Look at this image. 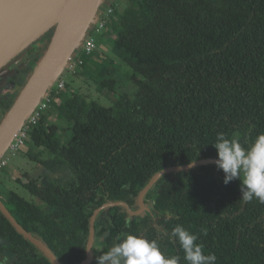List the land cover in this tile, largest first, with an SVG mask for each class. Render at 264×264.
<instances>
[{
  "label": "trees",
  "instance_id": "1",
  "mask_svg": "<svg viewBox=\"0 0 264 264\" xmlns=\"http://www.w3.org/2000/svg\"><path fill=\"white\" fill-rule=\"evenodd\" d=\"M107 8L111 12L103 19L116 34L114 50L130 66L136 89L118 93L113 71L96 73L97 88L110 101L104 106L65 84L55 97L61 98L60 121L45 127L43 115L28 136L27 156L66 178L64 185L24 184L54 208L52 214L6 194L12 214L48 247L57 239L66 247L77 230L87 233V205L133 204L159 170L217 158L212 144L218 133L245 147L264 133V0H111ZM81 58L79 70H88ZM62 122L72 132L63 140L56 136ZM223 177L215 165H201L168 173L151 188L147 198L155 200L153 209L161 212L159 223L168 232L167 244L158 243L166 258L177 256L178 264H186L179 242L169 238L179 224L198 235L197 243L205 254L216 255V264H264V204L245 203L240 181L225 185ZM123 217L112 215L113 237ZM1 239L14 264L46 258L30 253L34 246L0 213ZM66 250L58 259L82 261L80 250Z\"/></svg>",
  "mask_w": 264,
  "mask_h": 264
},
{
  "label": "water",
  "instance_id": "2",
  "mask_svg": "<svg viewBox=\"0 0 264 264\" xmlns=\"http://www.w3.org/2000/svg\"><path fill=\"white\" fill-rule=\"evenodd\" d=\"M87 1V2H85ZM109 0H0V69H7L31 43L52 31L43 53L32 63L26 82L18 91L0 119V160L7 153L15 134L23 127L30 114L49 93L55 90L59 78L67 71L76 50L89 36L93 24L100 21V14ZM72 18L62 25L63 17ZM25 58L21 55L18 62ZM217 158H200L179 166L165 167L154 173L138 192L139 210L132 211L126 203L115 201L104 205L123 206L127 212L138 214L144 207V197L157 180L168 173L186 172L201 165L214 164ZM0 212L23 239L34 245L51 264H61L54 253L31 232L24 229L7 210L0 199ZM97 213L95 211L94 215ZM93 217L90 221L92 236ZM91 254L79 264H88Z\"/></svg>",
  "mask_w": 264,
  "mask_h": 264
},
{
  "label": "flooded vegetation",
  "instance_id": "3",
  "mask_svg": "<svg viewBox=\"0 0 264 264\" xmlns=\"http://www.w3.org/2000/svg\"><path fill=\"white\" fill-rule=\"evenodd\" d=\"M48 32H50V31H48ZM48 32L45 33L43 36H41L36 41H34L33 43H31L27 48H25L23 50V52L21 54H18L17 56H15V59H14L15 62L11 63V65L7 69H4V68L0 69V119L2 117L3 112L5 110H7V108L10 106L11 102L14 100L18 91L22 87L26 77H28V75L32 69V63L34 62V59L35 58L38 59L41 56V54L43 53V50L45 49L46 44L49 40V38L46 36L48 34ZM97 43H96V48H97ZM23 53L25 54V58L18 62V59L21 57V55H23ZM101 54H102V57L106 56V58H104L103 63H101L100 66L98 67L99 68V71L97 73L98 77L106 75L107 70L113 71L115 73L116 72L115 69H117V71H118L119 68H122V66H123L122 63L117 64L119 61V62H124L127 70L128 69L130 70V73H129L127 80H128V83L133 84V82L130 80L131 68L127 64V62H125V60L120 58V56L117 52H115L117 57L111 56V58L107 56V54H109V52L105 53V51H104V52H101ZM98 61H99V58H98ZM93 77L95 78L96 85H97L98 79H96V75ZM121 80L122 79H119V83L124 84L125 82L121 81ZM100 91H105V90H100ZM127 92H129V91H127ZM84 96H86V95H84ZM103 96L105 99H107L106 91H105ZM86 97L89 98L88 96H86ZM90 99L97 101V99H95V98H90ZM60 102H61V99L59 100V103ZM109 105H110V101L106 102L104 106H109ZM47 113L48 112H46V111L43 113V115L45 117V123H44V125H46L45 127H47L48 126L47 124H50L51 121H60V114L55 119V118H49ZM60 124H61V126L57 130L56 136L61 140L65 139L64 136L66 138L70 137L71 133H72L71 130L70 129H66V130L63 129L64 127H68L67 125H69V124H67V123L64 124L63 122ZM28 139H29V137L25 140L24 145L21 147V149L17 152V154L15 156L16 157L19 155L26 156L28 161L31 164L29 166H25V167H23V166L18 167V169H16L13 172L8 170V168H9L8 163L6 164V166L2 169V171L0 173V199L4 203V205L6 206L7 210L11 214L13 213L12 207L6 201V194L9 191L18 194L19 196L23 197L25 200L34 204L43 213L52 214L54 208L49 207L45 201H43L39 196L34 194L29 189H27L24 186V184L33 182L35 185H37L39 187H44L49 183V181L56 180V182H61L64 185L66 182V178L63 177L64 173L51 172V171L47 170L42 164H40L39 162H35L34 160H31L29 158V156H27V150L29 149ZM33 164L38 165L43 170L42 176L39 175L37 177H33L30 172L27 173V172L23 171L24 172V173L22 172L23 177H21V178L16 177V179H15L16 180L15 182H17L19 184V185H17V187H15L11 183L5 182L3 180V176L5 175L6 172L11 174V175L14 174V176H15V175H17V173L20 174L21 173L20 171H22L23 169H27L28 167H30ZM22 178H25V180L22 181L21 180ZM11 185L13 187L12 189L9 188ZM18 189L19 190H21V189L25 190L29 194V197L26 198L25 196L21 195L19 193ZM147 194L145 195L144 200H143L144 207H143V209L140 210V212L138 214L130 215L123 206L107 205L105 207L104 205H106L107 203L110 204L111 202H115V201H111V200H105L103 203H101L97 207H91L90 205H87L86 207L88 209H90V211H91V214L87 220L88 221L87 233L84 235L81 230H77L71 239L70 238L67 239L66 247L62 243V239H57L55 246L49 244L50 247H48V248L54 253V255L57 258L60 257V259H63L65 257L64 252L66 249H67L66 253L67 252L72 253L71 251H79L80 250L82 252V255H83L82 261L86 258L87 252H89L91 254V260L88 264H97V258L100 255H102L103 252H106L113 245L114 242H117L116 238L118 236H120L121 233H128V234H132V235L141 236V237H143L149 241L156 240L158 243L162 242L163 244L166 245L167 244L166 236H167L168 232L166 231V229H164V225L162 223H159V216L161 215V212L155 211L153 209V204H154L155 200L153 198L152 199L147 198ZM137 196H138V194H137ZM137 196L135 197L133 204H130L124 200H118V201L126 203L130 210L136 211V210H139L138 203H137ZM36 200H37V203H40V204H36L35 203ZM95 211H97V213L94 215ZM113 214L125 215V217H123V222H120L119 227L115 228L117 230V232L114 235V237L112 236L111 230H110V228H111L110 226L113 223V221H112L113 220L112 219ZM93 215H94L93 224H92L93 232H92V236L90 238V221H91V218L93 217ZM166 215L168 217L171 216V215L169 216L168 213H166ZM12 216L15 218V220L23 228L25 227L23 225L22 219L21 220L17 219L13 214H12ZM145 217H146V220H144ZM169 238H173V235H171ZM74 240H77V242H78L77 246H76V244H73ZM29 244H31V243H29ZM7 246H8V243L5 240L1 239L0 240V247L2 248V252H0V264H14V261H15L14 257L10 256V253L7 250ZM32 246H34V245H32ZM39 252H40L39 249H37L35 246H34V249L30 251V253H32L34 255H38L41 253V252L40 253ZM60 259H59V261L61 262V264H67L65 261H62ZM80 262L81 261L74 263V264H79ZM40 263L41 264H47L48 263L47 258H45V260H43L40 257Z\"/></svg>",
  "mask_w": 264,
  "mask_h": 264
},
{
  "label": "clouds",
  "instance_id": "4",
  "mask_svg": "<svg viewBox=\"0 0 264 264\" xmlns=\"http://www.w3.org/2000/svg\"><path fill=\"white\" fill-rule=\"evenodd\" d=\"M212 146L217 152L214 164L224 174L223 183L227 185L238 179L242 201L248 203L256 199L264 204V133L245 147L220 132ZM201 231L207 235L206 229ZM172 235L184 252L186 264H216V255L205 254L203 244L197 243V234L178 224L173 228ZM116 241L97 258V264H178L180 259L177 256L166 258L156 240L121 233Z\"/></svg>",
  "mask_w": 264,
  "mask_h": 264
},
{
  "label": "rangeland",
  "instance_id": "5",
  "mask_svg": "<svg viewBox=\"0 0 264 264\" xmlns=\"http://www.w3.org/2000/svg\"><path fill=\"white\" fill-rule=\"evenodd\" d=\"M109 2H111V0H109L104 5L102 13L106 10ZM122 3L119 5L120 7L123 6ZM96 25H97V23L93 24L91 26L90 30H89V33H92L93 36H96V39L100 42V43H97V40H96V43H97L96 50H94L92 52V54L89 55V56H83V53H82V51L79 48L78 50L75 51V53L73 55V58H75V56L83 57V59L86 60L87 64L93 70L97 69L100 66V64L103 63L104 58H106L105 55H104L105 57H102L101 52H104V51L102 50L101 45L105 46L106 44L110 43V48L108 50H106L107 52H109V54H107V56L110 57V58H111V56L117 57L115 52L118 53V51L114 50V47H112V45L114 46V42L112 40L116 37L115 32L108 33L109 32V28H106V27L103 28V29H100L99 30L100 32H96L95 29H94V27H96ZM98 58H99V61H98ZM120 63H122V65H123L122 68H119L118 71H117V69H115L116 72L114 74H116V77L119 78V79H122L121 81H124L125 83L124 84L123 83L122 84L119 83L117 85V87H116V91L118 93H122V91L123 92H127V91L135 90L136 86L133 85L132 83H128V80H127L128 76H129V73H130V70L129 69L127 70V68L125 67L124 62H119L118 61L117 64H120ZM62 78L64 79V81L66 83H68V85L70 86V89H72L73 92H75V93H77L79 95H86L89 98H95V99H97L98 103L101 104V105H105L106 102H109L108 99H105L104 96H103L105 91H100L97 88L95 78L90 76L89 74L87 75V79L85 78L84 80H82V77H77V76L73 75L71 72H65L62 75ZM26 79H27V77H26ZM26 79H25L24 83L26 82ZM24 83H23V85H24ZM60 99L61 98H58L55 102H54V100H52V103L50 104L51 108H49V110L52 111L51 112L52 113L51 114V118H55L56 119V117H58V114H56V108H58L59 105H60V103H59ZM7 163H8V167H9L8 170L11 171V172H13L16 169H18V167H21V166L25 167V166H29L31 164L28 161L27 157L23 156V155H19L17 157L16 156H12V157L9 158ZM23 171L27 172V173L30 172L33 177H37L39 175H41V176L43 175V170L38 165L33 164L30 167H28L27 169H23L22 171H20L21 172L20 174L17 173V175H15V176H14V174L11 175V174L6 172L5 175L3 176V180L5 182H9L13 186L17 187V185H19V184L17 182H15L16 181L15 179H16V177L17 178L18 177L19 178L23 177L22 176L23 175L22 174ZM21 180L24 181L25 178H22ZM12 185L9 187L10 189L13 188ZM18 191H19V193L21 195L25 196L26 198L29 197V194L25 190H23V189L19 190L18 189ZM35 203L36 204H40V203H37V200H36Z\"/></svg>",
  "mask_w": 264,
  "mask_h": 264
},
{
  "label": "built area",
  "instance_id": "6",
  "mask_svg": "<svg viewBox=\"0 0 264 264\" xmlns=\"http://www.w3.org/2000/svg\"><path fill=\"white\" fill-rule=\"evenodd\" d=\"M111 9L106 8V11L100 14V21L97 23L96 27H94L96 32H100V29L106 27L103 16L110 13ZM96 49V39L89 33V36L84 41L83 46L81 47V51L84 55H91L92 52ZM83 60L81 57H75L67 67V71L71 73H76L80 71L79 66L82 64ZM65 81L61 77L56 83L55 90L52 93H49L44 100H42L38 107L30 114L27 121L23 125V127L15 134L11 144L7 149V153L0 160V173L2 169L6 166L10 157L15 156L17 152L24 145L25 140L29 136V131L33 127L38 125L39 119L43 116V113L49 108L52 100L57 96L58 92L65 87Z\"/></svg>",
  "mask_w": 264,
  "mask_h": 264
},
{
  "label": "crops",
  "instance_id": "7",
  "mask_svg": "<svg viewBox=\"0 0 264 264\" xmlns=\"http://www.w3.org/2000/svg\"><path fill=\"white\" fill-rule=\"evenodd\" d=\"M112 33V31H110L109 30V32L108 33ZM98 43H99V41H97ZM112 47H113V45H112ZM101 48H102V50L103 51H105V53L107 52L106 50H108L109 48H110V43H108V44H106L105 46H102L101 45ZM80 50H81V48H80ZM75 57H78V56H75ZM98 71H99V68H97V69H95V70H93V69H91V67L89 66V68H88V70H86V69H82V70H80V71H78L76 74L75 73H72L73 75H75V76H77V77H82V80H84L85 78L87 79V75L89 74L90 76H95V74L96 73H98ZM66 83V82H65ZM66 84H68V83H66ZM70 90H72V89H70ZM57 100V98H54V102ZM52 103V102H51ZM60 104H61V102H60ZM49 108H51V105H50V107ZM49 108L46 110V112H48L47 114H48V116H49V118H51V112L52 111H50L49 110ZM55 108V107H54ZM50 112V113H49ZM56 114H60V112H59V107L58 108H56Z\"/></svg>",
  "mask_w": 264,
  "mask_h": 264
},
{
  "label": "bare ground",
  "instance_id": "8",
  "mask_svg": "<svg viewBox=\"0 0 264 264\" xmlns=\"http://www.w3.org/2000/svg\"><path fill=\"white\" fill-rule=\"evenodd\" d=\"M87 2V1H85ZM72 18V13L71 12H68L64 17H63V20H62V25H66L68 22H69V19Z\"/></svg>",
  "mask_w": 264,
  "mask_h": 264
}]
</instances>
